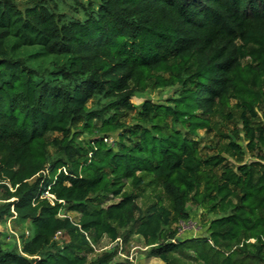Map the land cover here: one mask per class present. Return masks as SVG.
I'll use <instances>...</instances> for the list:
<instances>
[{
	"label": "trees",
	"instance_id": "1",
	"mask_svg": "<svg viewBox=\"0 0 264 264\" xmlns=\"http://www.w3.org/2000/svg\"><path fill=\"white\" fill-rule=\"evenodd\" d=\"M24 7L0 0V221L28 232L19 250L0 240V264H123L89 255L129 234L162 264L184 252L198 264H264V129L251 125L264 102V0H98L75 9L81 18L53 0ZM248 57L238 103L252 161L233 167L203 157L194 138L246 84ZM150 87L177 90L136 111L132 97ZM147 178L168 208L160 197L137 205ZM188 202L213 215L207 238L173 229Z\"/></svg>",
	"mask_w": 264,
	"mask_h": 264
},
{
	"label": "rangeland",
	"instance_id": "2",
	"mask_svg": "<svg viewBox=\"0 0 264 264\" xmlns=\"http://www.w3.org/2000/svg\"><path fill=\"white\" fill-rule=\"evenodd\" d=\"M18 6L22 9L25 8V3L29 0H16ZM55 8L59 13L66 17L81 18V11L76 12L75 9L80 10L79 5L83 4L88 6L89 4L96 5L98 0H53ZM26 56V54H24ZM36 66L35 64H33ZM251 59L248 57L240 61V70L246 84H239L238 95L234 94L227 104V106L216 107L217 112L210 116L211 124L209 131L199 130L196 132L195 140L199 142V151L203 157L218 155L223 157L233 167L238 165L248 164L252 161L251 156L245 152L244 146L246 140L244 139L241 131V111L239 109L238 97L246 95L247 89H250L249 82L253 77L250 73ZM260 84L264 85V78L260 80ZM248 85V86H247ZM247 87V88H246ZM177 88H156L150 87L143 94L134 95L131 103L135 106L136 111L144 100H149L152 103L164 104L168 103L174 98ZM244 95V96H245ZM256 117L251 120L253 128L262 127L264 129V102L258 104L254 109ZM135 110L131 113H125L120 121L125 127L133 128L137 125L135 119ZM117 134L110 135L111 137L105 139V143L108 147H113V143L117 141ZM84 137L80 136L79 139ZM230 143L237 144L242 150V157L235 156L229 151L228 145ZM264 165V161H263ZM213 174L218 176V172L213 170ZM137 205L142 211L153 202L154 197H160L165 207H169L167 198L162 194L159 183L154 179L147 178L144 186L136 192ZM49 198L48 196H46ZM115 202V200H107L106 204ZM186 211L189 215V220L185 223H180L177 226H172L173 229L177 227L178 238L180 239H195L197 237H208L207 227L209 221L213 218L212 214H207L202 209L195 207L188 202ZM71 219L75 217L74 214H68ZM19 228L12 220H8L5 223L0 221V240L6 242L11 246H15L19 250L20 235L24 233L27 237V231ZM131 230V229H130ZM147 248L143 245L141 238L135 235L129 234L124 239H118L114 243H110L108 240L103 239L98 247H95L92 254L89 255V260L94 259L97 255L103 252H115L114 260L123 264H162L160 261L154 258H147L145 256ZM191 254L185 253L183 255H176L172 257L170 264H198L189 258Z\"/></svg>",
	"mask_w": 264,
	"mask_h": 264
},
{
	"label": "built area",
	"instance_id": "3",
	"mask_svg": "<svg viewBox=\"0 0 264 264\" xmlns=\"http://www.w3.org/2000/svg\"><path fill=\"white\" fill-rule=\"evenodd\" d=\"M46 196H47V194L44 195V197H46ZM48 197H49V196H48ZM46 198H47V197H46Z\"/></svg>",
	"mask_w": 264,
	"mask_h": 264
}]
</instances>
